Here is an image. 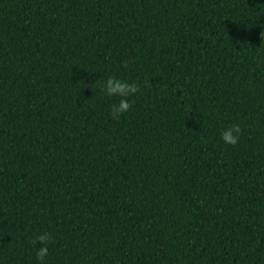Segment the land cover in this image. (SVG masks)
Returning <instances> with one entry per match:
<instances>
[{"label":"trees","instance_id":"trees-1","mask_svg":"<svg viewBox=\"0 0 264 264\" xmlns=\"http://www.w3.org/2000/svg\"><path fill=\"white\" fill-rule=\"evenodd\" d=\"M0 264H264V0H0Z\"/></svg>","mask_w":264,"mask_h":264},{"label":"clouds","instance_id":"clouds-1","mask_svg":"<svg viewBox=\"0 0 264 264\" xmlns=\"http://www.w3.org/2000/svg\"><path fill=\"white\" fill-rule=\"evenodd\" d=\"M101 91L108 97H120L117 103L111 105L110 112L114 117L126 112L130 107V101L126 99L130 93L136 91L134 84H130L125 80L120 79L115 75H108L102 85ZM239 124H231L220 130V140L226 145H234L237 143L240 136ZM51 237L47 232L36 234L33 243L39 242L40 246L36 249V259L38 262L43 261L44 257L48 254L47 243Z\"/></svg>","mask_w":264,"mask_h":264}]
</instances>
